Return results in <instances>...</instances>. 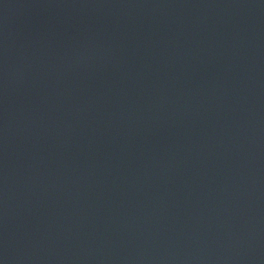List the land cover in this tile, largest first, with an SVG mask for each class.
<instances>
[{
	"label": "water",
	"instance_id": "1",
	"mask_svg": "<svg viewBox=\"0 0 264 264\" xmlns=\"http://www.w3.org/2000/svg\"><path fill=\"white\" fill-rule=\"evenodd\" d=\"M0 264H264V0H0Z\"/></svg>",
	"mask_w": 264,
	"mask_h": 264
}]
</instances>
